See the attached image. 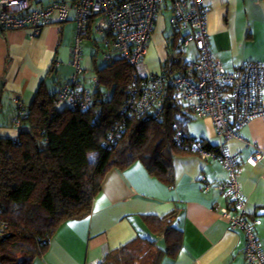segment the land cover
Masks as SVG:
<instances>
[{"label": "crops", "instance_id": "crops-1", "mask_svg": "<svg viewBox=\"0 0 264 264\" xmlns=\"http://www.w3.org/2000/svg\"><path fill=\"white\" fill-rule=\"evenodd\" d=\"M47 1L33 2L31 7L38 8ZM202 3L214 59L227 68L264 59V0H202ZM158 19L145 58L153 73L160 72L156 64L166 58L164 21ZM94 27L92 19L83 39L95 33ZM75 33L73 22L48 25L37 35L30 28L0 32L1 136L16 140L19 132L12 123L14 96L19 95L21 104L27 107L39 87L58 90L70 81ZM94 57L93 71L106 62L105 58L104 64L98 66ZM81 67L84 73L77 81L81 88L92 91L96 73L92 72L90 77L86 74L89 60L82 61V56ZM66 70L71 72L70 76L65 74ZM186 131L213 150L222 144L207 117L187 123ZM223 144L227 153L237 156L243 212L246 218L256 221L255 232L264 254V119L250 120L237 130L236 138ZM256 152L263 157L251 165L247 158ZM172 167V184L151 176L138 162L109 171L92 201L90 213L63 222L35 264H99L108 252L137 237L150 239L166 249L169 243L154 235L144 219L170 215L173 227L180 231L179 246L159 264H245L244 233L231 227L222 213V209H230L229 196L220 189L227 177L222 163L192 152L174 157Z\"/></svg>", "mask_w": 264, "mask_h": 264}, {"label": "trees", "instance_id": "trees-1", "mask_svg": "<svg viewBox=\"0 0 264 264\" xmlns=\"http://www.w3.org/2000/svg\"><path fill=\"white\" fill-rule=\"evenodd\" d=\"M171 36L161 70L173 76L188 61L174 44L176 34ZM94 72L97 83L87 109L58 104L57 89L41 86L17 118L16 140L0 135V264H35L63 222L90 213L109 171L138 162L151 176L172 184V159L192 154L189 143L196 140L186 124L197 118L174 103V89L169 88L160 112L128 115L122 107L133 69L117 56L106 57L105 65ZM177 131L186 135L182 145L175 140ZM203 147L212 149L205 143ZM172 217L144 219L154 235L169 243L166 249L137 237L108 252L99 264H159L173 255L180 231Z\"/></svg>", "mask_w": 264, "mask_h": 264}, {"label": "built area", "instance_id": "built-area-1", "mask_svg": "<svg viewBox=\"0 0 264 264\" xmlns=\"http://www.w3.org/2000/svg\"><path fill=\"white\" fill-rule=\"evenodd\" d=\"M40 0H0V32L30 28L37 35L44 27L73 22L76 33L71 47L70 67L73 75L56 93L58 104L82 111L91 104L90 91L81 88L77 77L84 73L81 67V41L93 19L95 33L132 69L133 77L127 89L122 111L141 116L154 110L160 112L167 92L175 93L173 101L183 113L197 119L209 118L213 122L222 144L217 150L206 149L203 143H189L191 152L202 158L219 160L226 171V182L220 188L229 196L230 209H222L233 228L245 236V264H264L255 232V220L244 215V201L238 182L237 156L225 150L223 142L237 137V130L254 118L264 119V59L245 62L232 68L223 66L212 57L209 47L208 21L202 0H48L38 8L33 2ZM161 12H169V25L179 45L185 49L192 42L197 55L188 61L178 75L152 73L145 58ZM93 84L97 83L96 78ZM13 124L19 127L18 117L24 106L19 95L13 97ZM185 133L177 131L176 142L182 145ZM263 154L256 152L247 158L255 165Z\"/></svg>", "mask_w": 264, "mask_h": 264}, {"label": "rangeland", "instance_id": "rangeland-1", "mask_svg": "<svg viewBox=\"0 0 264 264\" xmlns=\"http://www.w3.org/2000/svg\"><path fill=\"white\" fill-rule=\"evenodd\" d=\"M169 17H170L169 12H161V14L158 16L160 21H164L163 39L166 42L165 43V55L168 51V49H167L168 43L173 41V39H174L173 37H175V36H171L170 37L171 39L168 38V36H170V34L173 32V30L171 29V27L169 25L170 24L169 23ZM158 32H159V29L157 28L155 33L157 34ZM153 34H154V32H153ZM153 34H152V36H154ZM174 44L177 47V44H179L178 40L175 39ZM80 47L82 50V55H81L82 61H83V59L89 60V67H86V69H87L86 74H89V77H90V75H92V72L94 73V71L92 70V68H93V66H92L93 56H95L94 58H96V63L98 66L99 65L102 66L104 64L106 57L115 58L116 56H118V54L115 51H113L111 48L109 49L105 46V44L101 40V35L98 33H92L90 35L89 39H83ZM195 54H197V51H196L195 45L192 42L190 43V45L188 47H186L185 49H182V56H183V59L185 61H193L195 58ZM163 60L164 59L160 60V63L156 64L157 70H159V71H161V61H163ZM150 72H152V71H150ZM69 73L71 74V72H69V70L65 71V74L67 76H70ZM72 73H73V71H72ZM67 76H65V78H68Z\"/></svg>", "mask_w": 264, "mask_h": 264}]
</instances>
